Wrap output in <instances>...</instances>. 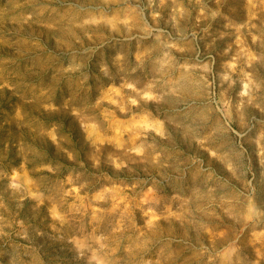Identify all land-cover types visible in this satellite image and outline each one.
<instances>
[{
  "label": "rangeland",
  "instance_id": "obj_1",
  "mask_svg": "<svg viewBox=\"0 0 264 264\" xmlns=\"http://www.w3.org/2000/svg\"><path fill=\"white\" fill-rule=\"evenodd\" d=\"M0 264H264V0H0Z\"/></svg>",
  "mask_w": 264,
  "mask_h": 264
}]
</instances>
